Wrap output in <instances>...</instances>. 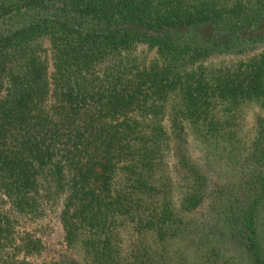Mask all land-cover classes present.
I'll use <instances>...</instances> for the list:
<instances>
[{
	"label": "trees",
	"instance_id": "trees-1",
	"mask_svg": "<svg viewBox=\"0 0 264 264\" xmlns=\"http://www.w3.org/2000/svg\"><path fill=\"white\" fill-rule=\"evenodd\" d=\"M0 264H264V0H0Z\"/></svg>",
	"mask_w": 264,
	"mask_h": 264
},
{
	"label": "rangeland",
	"instance_id": "rangeland-1",
	"mask_svg": "<svg viewBox=\"0 0 264 264\" xmlns=\"http://www.w3.org/2000/svg\"><path fill=\"white\" fill-rule=\"evenodd\" d=\"M258 108L255 106V105H251L249 106V108H247L245 111H244V116H245V120H244V125H245V132H249V130H253V121H254V118H255V115L258 113ZM63 231L61 230L60 227H57L54 235H51L50 237H48V240L50 243V255L51 256H55V250H56V244H59L61 242H63Z\"/></svg>",
	"mask_w": 264,
	"mask_h": 264
}]
</instances>
